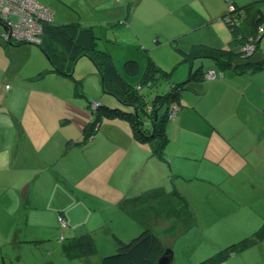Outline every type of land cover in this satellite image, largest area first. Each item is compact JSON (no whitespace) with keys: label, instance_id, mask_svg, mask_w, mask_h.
Wrapping results in <instances>:
<instances>
[{"label":"crops","instance_id":"0c3cea01","mask_svg":"<svg viewBox=\"0 0 264 264\" xmlns=\"http://www.w3.org/2000/svg\"><path fill=\"white\" fill-rule=\"evenodd\" d=\"M38 1L52 7L54 20L60 22L71 21V19L67 20L70 18L69 11H72L73 5L78 1L89 2L94 7L96 4H102L103 10H107L109 14L102 22L107 21L111 27L115 23V26L126 27L127 32L133 33L138 41V43L128 44L127 47L133 49V43L136 44L134 50L138 55L139 51H148L160 66H162V61L159 62L153 53L163 50L167 52V55L171 54L169 44L172 39L176 40L184 51L189 50L193 45L200 44L225 50L230 47L235 51L240 50L239 44L232 41V33L221 19L226 9L224 0H217L218 4L214 0ZM234 1L240 4L249 2L255 4V2L263 0ZM261 6L262 4L252 5L250 11L254 12L260 8L264 14ZM136 15L139 16V27L130 21ZM142 23L143 26H141ZM165 24H168L170 28L173 27L176 31H171L169 27L165 31ZM145 29L146 33L140 36L138 33ZM160 30L165 32V39L162 38ZM170 33L173 34L170 35ZM114 38L117 37L114 36ZM262 38L248 58L234 61L237 70L240 66H246L248 67L245 69L247 71L238 72L230 68L223 70L222 75L217 78L195 79L188 82L181 101L182 107L167 129L168 133L172 130L179 133L177 136L176 132H172V137L167 144V147L171 148L168 153H172L175 148L180 152L183 149L184 156L192 158V155H197V160L198 158L202 160L208 152V141L205 134L211 141L216 137L222 140L228 139L227 142L223 140L224 143L215 144L214 157L217 159L219 153L227 155L229 170L216 168L214 171L217 174L218 172L226 174L222 179L230 177L246 182L245 187L239 188L238 192H235L238 197L235 203L225 204V200L221 198L220 203H214V198L208 195L209 192L205 191L203 194V191L208 188H216L217 182L199 178L197 175L194 178L185 179V176L173 173L171 157L168 159L166 154L167 160H160L151 156L148 150L140 147L131 138L126 124L115 121H112L114 124L103 122L98 125L99 128L95 133L102 131V144L110 145L125 153L121 156L120 171L128 170L132 175L133 168L140 160L151 170L142 172L146 175V183L142 184L139 183V179L135 184L136 177L139 178L138 175H140L137 172L133 186H131L132 189L126 194L125 191L129 187L123 188L120 185L119 195L132 193V198H136L138 194L134 193V186L141 188L142 191L153 186L154 184H149V176H153L155 169H164L167 177H172L171 179L185 180L182 183L170 184L171 188H168L170 191L163 195L159 191V194L147 203L148 212L145 214L150 216L158 204H162L161 208L164 207V200L168 196L171 200L172 213H175L177 218L180 217L177 223L184 226L187 222L188 224L193 223L195 228L200 229L195 234L197 239L194 242L208 241L203 235L205 234L203 229L211 230L213 225H220L223 221L221 215L225 210L236 215L239 213V217L244 219L245 225L249 228V231L241 233V237L237 240L252 235L264 225V67H255V64L260 63L264 58ZM21 41L23 43L17 41L18 43L14 44H3L0 42V105L4 101L3 97L6 98L7 93L13 91L12 87L6 89V85L12 86L17 81L16 79L31 72V68L25 69V66L30 63L32 58H36L37 53L43 57L37 46L24 42V40ZM39 65L40 63L33 64L36 69ZM163 68L169 69V66ZM29 81V78L24 79V87ZM20 106V113L11 114L16 122L14 126L16 129L13 125L12 127L8 125L0 127V191L2 192L0 194V228L6 229V232L0 235V246L4 245L0 249V264H72L76 257L83 260L85 256L76 251L80 249L76 235L80 237L89 234L90 237L102 238V222L104 226L108 225L109 221L112 223L113 214H105L100 219L94 218L93 213L96 210L89 207L92 205V200H88V206L79 205L81 206L79 210L73 211L68 207V203L63 199V189L54 181L53 174L47 171V166L53 165L56 170H59L63 165L64 157L60 156L61 159H58L57 156V153H60L62 149L61 139L58 137L60 145L55 153L48 157V151L52 152L54 148L53 146L47 147L48 143L57 145L59 142L56 139L57 134H52L51 137L48 135V131L51 130L47 128L46 117L43 118L45 111L42 112L43 109L38 112L37 109L33 110L37 115L35 116L27 102L20 103ZM0 110L2 109L0 108ZM24 110L29 111L35 117L30 127L25 126L21 119ZM194 133L195 137L187 135ZM94 138L95 136L91 138L92 142ZM93 145L94 142L89 148H92ZM33 146L38 149L39 156L31 149ZM228 149H231L229 153ZM212 151L211 148V156H213ZM133 152L136 153L134 157ZM82 153L86 155L87 151ZM212 165L214 164L212 163ZM117 172L118 168L115 166L114 173ZM119 179H123L120 174ZM196 181L199 182L196 183ZM9 188L13 189V192L9 193ZM239 194L240 196H238ZM75 196L76 199L72 202L81 204V198L78 195ZM120 202L122 201L119 199L117 204ZM102 209L107 211L108 207L105 206ZM59 213L66 219L67 226L65 228H62L58 223L57 215ZM54 217H56L59 229L56 227L47 228L44 235H50V238L56 236L59 238L55 239L51 248L46 247L43 248V251L40 249L33 251L32 246L29 245L31 241L28 240L30 239L28 237H32L33 234L37 235V229H43L45 223L51 226L48 222L49 219L54 220ZM153 223L160 228L165 227V224H158L155 220ZM70 227L73 229V235L66 240V235L69 233L67 228ZM142 227L152 229L148 224ZM123 230L113 228V230L107 231L106 237L112 239L118 237L117 239L120 241V238L124 236ZM62 235L64 239L60 238ZM179 235H181V231ZM261 244H264V232L258 242L250 248L262 249ZM188 251H193V247H188ZM259 251V260L264 262V253H261L264 251ZM206 255L205 258L209 257L208 254ZM205 258L194 256L193 259L201 261Z\"/></svg>","mask_w":264,"mask_h":264},{"label":"rangeland","instance_id":"374dc122","mask_svg":"<svg viewBox=\"0 0 264 264\" xmlns=\"http://www.w3.org/2000/svg\"><path fill=\"white\" fill-rule=\"evenodd\" d=\"M214 2L218 4L217 0H214ZM224 2L227 9L228 2L227 0H224ZM255 4H262L261 7L264 10V0L255 2ZM68 15L70 18L67 20L71 19V21H79L83 24H91L94 26L95 33L99 37L97 41L99 44L98 47L100 49L108 48L110 50L113 63L118 71L122 74L126 81L135 86L139 82L140 77L139 75H126L123 71V62L129 57L135 56L134 58L136 59L139 57L142 64L141 70H143V57L145 56V52L139 51L138 55L136 50H134L135 46H137L134 43H138L136 36L133 33L127 32L128 30L126 27H118L115 25H112L111 27L107 21L102 22L109 16L108 11L103 10L102 4H96L94 7L89 2L84 3L83 1H78L73 5L72 11L70 10ZM130 21H132L131 23L133 25L139 27V16L136 15L130 19ZM141 26H143V23ZM168 27L170 28L168 24L164 25L165 31ZM170 29L171 31H176L173 27ZM145 33L146 29L142 30L138 34L143 36ZM160 34L163 36V39L166 38L165 32L162 30H160ZM171 34L173 33H170V35ZM114 36L117 38L115 39ZM262 40V44L264 45V35ZM132 42H134L132 45L133 49L128 48L127 45ZM249 48V53H252L254 51L253 47L251 46ZM170 53L171 54L167 55L166 51L158 50L154 51L153 54L159 62L162 61L161 65L163 67L169 66L170 68L175 63V60L178 59L171 50ZM42 54L43 57L39 56L37 53L36 58H32L30 63L25 66V69L31 68V72L22 76L23 78L21 77L16 79L17 81L11 86L13 91L11 93H7L6 98L3 97L4 101L1 102L2 104L0 105V108L2 109L0 110V127H4L6 125L9 127H12L13 125L14 127L16 125V122L13 120L11 114H14V112L20 113V103L27 102V105L35 116L37 115L33 112V110L36 111L37 109L38 112V110L42 111L43 109L42 112L45 111L43 118L46 117L47 128L51 130L48 131V135L51 137L52 134H57L56 139L57 142H59L57 145L54 143H48L47 147H54L52 152L47 150L48 157L49 155L55 153L58 149L57 147L60 145L58 137L62 142V149L60 153H57V156L58 159H61L60 156L64 157L63 165L59 170H56L53 165L51 167L47 166V171L48 173L51 172L53 174L54 181H56L58 186H61L63 189L62 195L64 202H67L68 207L75 211L81 209V206L79 205L88 206V200H92V205H89V207L96 210L93 213V217L96 219L102 218L105 214H113L112 223L109 221L108 225L104 226L102 222V238L91 237L93 251H91L90 254H86L83 260H79V258L76 257L75 262L72 264H100L101 258L104 255L116 252L120 243L129 242L135 235L145 229L142 226H146L147 224L151 226L154 232L160 237L164 246H168L170 248V245H172L173 259L170 264H194L200 260L193 259L194 256H203L205 258V256H207L206 254L210 256L214 253L215 255L221 252L225 246L230 244L228 242H234V240L241 237V233L249 231L248 226L245 225L244 219L239 217V213L236 215L234 213H228V211L225 210L222 212L221 217L223 218V221L220 225H213L211 230L206 228L203 229V232L205 233L203 235L208 241H202L201 243L194 242L197 239L195 234L196 232L198 233L200 229L195 228L193 223L188 224L187 222L185 223V226L177 223L180 220V217L177 218L175 213H172L171 200L168 196L166 197L167 199L164 200V207L161 208L162 204H158L155 211H153L150 216H146L147 214L145 213L148 212L147 203L151 202V199H153L155 195H158L159 191L161 192L160 194L163 195L165 192L170 191L168 189L171 188L170 184L182 183L185 181L180 178L171 179L172 177H167L164 169L153 170V176H149V184L154 185L145 189V191H142L141 188L134 186V193L136 192L138 194L136 198H132V193H130V195H119L120 185H122L123 188H126L127 186L129 187L125 191V194L132 189L131 186H133L134 177H136L137 172L140 173V175H138L139 178L136 177L135 184L138 179L140 184L146 183V175L142 172L151 171L148 165H145L144 162L140 160L133 168L132 175L131 171H120L121 156L125 153L121 150H116L110 145L102 144V131L95 134L97 132V130H95L92 135V137L95 136L92 148H89L93 144L91 138L85 141L86 145L77 142L82 139L83 129L87 122H94L97 117L95 110L97 105L92 104V109H94L92 110L89 106L90 102L95 100L102 102V97H104V100H106L105 97H111L113 100H116V102H114L115 104L118 103L119 100L101 88L100 77L96 72L94 64L88 56H80L69 69L61 68L60 70L56 69L54 65L50 63L49 59L43 52ZM34 63H40L37 69L34 68ZM197 64L198 61L196 62V65ZM205 65L206 64L204 63V66ZM188 71V63H185L175 69L174 75L171 79H159L157 84L153 87L142 86L141 92L145 94L149 101L155 93L168 92L171 83L174 82L173 80L178 82L182 81V79L184 80L188 75ZM210 75L211 74H208L207 77ZM26 78H29L30 81L25 84L26 87H24L23 82ZM174 101L172 102V105L175 109H177V105L179 106V104L175 105L174 103L177 102ZM29 113V111L26 112L24 110L21 114V119L27 127L32 125L31 122L35 118L31 115V113ZM104 113L105 112H102V114ZM172 120H170V122ZM100 122L102 123V120H100ZM21 126L23 129L22 124ZM14 128L16 129V127ZM172 132L174 133L176 131H170L168 133L169 137H172ZM176 134L178 136V131ZM187 135H189V137L190 135L195 137V133ZM205 138L208 141V152L203 156L202 160L199 158L197 160V155H192V158L184 156L183 149L180 152L176 151L175 148L172 153H168L171 148L170 146L166 147L165 151L167 153V157L168 159L171 157L170 161H172V167L174 170L172 172L185 176V179L194 178L197 175L199 178L217 182L216 188H208L203 191V194L205 191L209 192L208 195L209 197L214 198V203H220L221 198L225 200V204H233L238 198L236 197L235 192L237 193V189L245 187L246 182L243 180L232 179L230 177L222 179L226 174H220V172L217 174L214 171L216 168L227 171L229 170L230 166L228 165L227 155L219 153L217 159L214 157L215 144L224 143L223 140L227 142L228 139L225 138L222 140L216 137L211 141L206 134ZM72 141L77 143H72L70 147L65 146ZM211 148L213 149V156L210 155ZM31 149L39 156V153L37 152L38 149L36 147L33 146ZM230 150L231 149H228V153ZM86 151V155L82 153ZM135 155L136 153L133 152V157ZM212 163L214 165H212ZM115 166L118 168L117 173H114ZM119 174L123 179H119ZM130 175L131 177H129ZM197 182L199 181H196V183ZM11 188L8 189L9 193L13 192V189ZM1 193L2 192L0 191V194ZM75 195H78L81 198V204H75L72 202L76 199ZM238 196H240V194ZM119 199L122 202L117 204ZM105 206L108 207L107 211H103L102 209ZM248 210L250 211L252 209ZM67 213L73 214L72 212ZM153 220H155L158 224H165V227L160 228L153 223ZM48 223L51 226L45 223V227L43 229H37V235L31 234L32 237H28L30 238L28 240L31 241L29 245L32 246L31 249L33 251H38V249L43 251V248L46 247L51 248L53 246V242L55 243V239L59 238L58 236L50 238V235H44L47 228L50 229L51 227H56L59 229L56 217H54V220L49 219ZM113 228L117 230L124 229V236L120 238V241H118V237L114 238L115 240L106 237L107 231L111 229L113 230ZM67 231L69 233L67 235L65 234L66 240L73 235L72 227L67 228ZM180 231L181 235H179ZM5 232V228H0V235ZM76 236L79 237V235ZM187 246H192L193 251H188ZM3 247L4 245H1L0 249ZM261 247L262 249L257 247H248L243 249L241 252L231 254V256L227 257L225 260L223 258L221 262L216 264H264L262 260H259L258 256V252H260L259 250L264 251V244H261ZM81 249L85 250L86 246H80V250ZM76 251L79 252V249ZM261 253L264 252L261 251Z\"/></svg>","mask_w":264,"mask_h":264},{"label":"trees","instance_id":"16d2710c","mask_svg":"<svg viewBox=\"0 0 264 264\" xmlns=\"http://www.w3.org/2000/svg\"><path fill=\"white\" fill-rule=\"evenodd\" d=\"M230 2L232 9L228 8L227 3V9H225L221 19L232 33V41L239 44V51H235L231 47L225 50L202 44L193 45L189 50L184 51L179 47L177 41L172 39L169 45L178 59L169 69L162 68L157 64L148 51L143 57V70H141V59L139 61L138 57L137 59L134 58L135 56L125 59L123 62L124 73L129 76L139 75L140 77L135 86L126 81L118 71L113 63L110 50L98 47L99 37L96 35L93 25H86L79 21L60 22L54 20L53 8L41 2L43 7L51 11V15L38 20L41 30L37 34V41L24 42L37 46L46 55L50 63L60 70L61 68L69 69L80 56H88L100 77L101 88L119 100L115 104L116 100L111 97H105L107 101L102 97V102L96 100L90 102L91 109L92 104L97 105L95 108L97 117L94 122H87L83 129L82 139L76 140L78 143L85 144L87 139L92 138L98 125L101 124L100 120L102 123L115 121L126 124L131 138L140 147L148 150L151 156L160 160H167L165 149L170 141L167 132L168 123L175 118L182 107L181 101L188 82L195 79H210L205 76L209 69L214 70V78L221 76L223 70L230 68L238 72L247 71L245 70L248 68L246 66H240L237 70L234 61L248 58L251 53L247 49L252 46L255 50L264 35V14L260 8L251 12L250 7L255 5L253 2L247 4H240L234 0H230ZM11 16L13 15H10L9 18H16V16ZM227 18L229 19L227 20ZM5 24L6 21L0 15V42L3 44L21 43L22 41L17 42L15 39L4 37L7 28ZM197 61L198 64L196 65ZM185 63H188L189 66L187 77L180 82L173 80L174 82L171 83L168 92L155 93L148 101L145 94L141 92L142 86L153 87L159 79H171L175 69ZM255 67H264V58L260 63L255 64ZM10 87V85H6L5 88L9 89ZM173 101L177 102L174 103L175 105L179 104L177 109L172 105ZM102 112L105 113L102 114ZM77 142L72 141L65 146L70 147L72 143ZM60 219L64 220L65 223L62 224ZM57 220L62 228L67 226L66 219L62 214L57 215ZM263 232L264 225L252 235L232 242L221 252L194 264L221 262L223 258L225 260L231 254L241 252L257 243ZM60 238L64 239V236L62 235ZM77 238L80 246H86L85 250L79 249V254L83 256L90 254L92 251L90 235L85 234ZM170 248L172 250V247ZM165 249L162 240L154 230L145 228L129 242L120 243L116 252L104 255L100 264H155Z\"/></svg>","mask_w":264,"mask_h":264},{"label":"built area","instance_id":"2783aa9c","mask_svg":"<svg viewBox=\"0 0 264 264\" xmlns=\"http://www.w3.org/2000/svg\"><path fill=\"white\" fill-rule=\"evenodd\" d=\"M227 2L231 10L230 0H227ZM0 15L6 21L5 38H12L16 41H37V34L41 30L38 20L49 17L51 11L43 7L37 0H0ZM10 15H13L11 17L16 16V18H9ZM247 51L249 52L250 48ZM208 74L211 75L207 77ZM205 76L207 78H214V70H207ZM60 221L62 224L65 223L62 219Z\"/></svg>","mask_w":264,"mask_h":264},{"label":"water","instance_id":"95a60500","mask_svg":"<svg viewBox=\"0 0 264 264\" xmlns=\"http://www.w3.org/2000/svg\"><path fill=\"white\" fill-rule=\"evenodd\" d=\"M173 259V252L170 248H166L164 252L158 257L155 264H170Z\"/></svg>","mask_w":264,"mask_h":264}]
</instances>
